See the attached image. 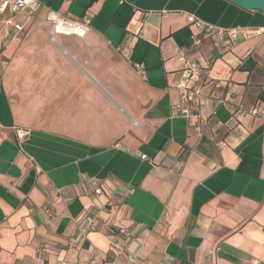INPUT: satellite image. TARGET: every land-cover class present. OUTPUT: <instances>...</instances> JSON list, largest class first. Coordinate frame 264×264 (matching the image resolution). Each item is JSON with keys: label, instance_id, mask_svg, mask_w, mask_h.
I'll use <instances>...</instances> for the list:
<instances>
[{"label": "crops", "instance_id": "1", "mask_svg": "<svg viewBox=\"0 0 264 264\" xmlns=\"http://www.w3.org/2000/svg\"><path fill=\"white\" fill-rule=\"evenodd\" d=\"M38 1L5 48L0 15V264H125L136 240L135 264H264V114L230 120L264 111V14ZM51 11L89 17L87 35L51 42ZM196 20L236 37L215 46ZM180 50L203 69L201 133L173 108Z\"/></svg>", "mask_w": 264, "mask_h": 264}, {"label": "built area", "instance_id": "2", "mask_svg": "<svg viewBox=\"0 0 264 264\" xmlns=\"http://www.w3.org/2000/svg\"><path fill=\"white\" fill-rule=\"evenodd\" d=\"M39 6L38 0H0V15L9 13V17L5 21L4 40L13 41L22 32L25 23L30 19V13L36 10ZM20 14H25L26 20L19 22L16 17ZM47 21L51 25V30L48 34V39L51 42H56L60 36H75L83 38L87 35L90 28V18L85 16L79 20H73L62 16L58 12H48ZM197 28H202L206 35L211 38L214 45L218 44L228 45L229 42L236 37L234 30L217 31L212 26L203 25L196 20L193 23ZM257 35H262L264 39V30H258ZM178 61L183 64L181 79L176 84V89L179 93L178 101L173 105L177 114L189 120L198 133H201L202 127L207 123L199 115V110L202 105V73L203 69L195 63H190L182 50L178 51ZM1 64V56H0ZM135 70L143 74L144 71L135 67ZM217 105H224V99H216ZM264 114V111L258 110L256 107L245 109L242 106L234 108L230 111V120L236 124L241 121L243 117H257ZM16 137L23 139L27 132L21 129L16 130ZM145 159V156H142ZM95 194H99L100 190L96 189ZM144 246V240H136L130 243L129 254L125 264H135V261ZM58 264H69L64 260H60ZM77 264H121L115 261H107L95 256L92 260L82 261Z\"/></svg>", "mask_w": 264, "mask_h": 264}, {"label": "water", "instance_id": "3", "mask_svg": "<svg viewBox=\"0 0 264 264\" xmlns=\"http://www.w3.org/2000/svg\"><path fill=\"white\" fill-rule=\"evenodd\" d=\"M248 11H259L264 14V0H228Z\"/></svg>", "mask_w": 264, "mask_h": 264}, {"label": "rangeland", "instance_id": "4", "mask_svg": "<svg viewBox=\"0 0 264 264\" xmlns=\"http://www.w3.org/2000/svg\"><path fill=\"white\" fill-rule=\"evenodd\" d=\"M71 37H73V36H71ZM10 42H11V41H8V42H7V41H4V42H3V44H2V45H3V47H4V48H5V47H7V46H8V44H9Z\"/></svg>", "mask_w": 264, "mask_h": 264}]
</instances>
